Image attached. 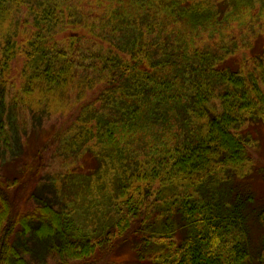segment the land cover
Masks as SVG:
<instances>
[{"label":"trees","instance_id":"16d2710c","mask_svg":"<svg viewBox=\"0 0 264 264\" xmlns=\"http://www.w3.org/2000/svg\"><path fill=\"white\" fill-rule=\"evenodd\" d=\"M257 5L263 15L264 0H0V140L26 113L68 114L74 93L80 113L61 141L72 137L66 153L89 164L59 177L58 206L43 197L30 213L14 205L20 182L0 173V264H33L20 242L29 234L37 253L81 262L132 233L152 264H252L254 192L234 182L251 164L240 131L264 128L263 58L230 66L228 44L192 43L253 21ZM24 11L33 27L20 37ZM170 117L171 142L155 140L144 161L128 154L127 137L156 138Z\"/></svg>","mask_w":264,"mask_h":264},{"label":"rangeland","instance_id":"374dc122","mask_svg":"<svg viewBox=\"0 0 264 264\" xmlns=\"http://www.w3.org/2000/svg\"><path fill=\"white\" fill-rule=\"evenodd\" d=\"M260 12L261 6L257 5L253 11L255 15L253 21L246 19L244 25L235 22L224 37L218 34H200L192 44L201 48L208 46L215 48L221 43L228 44L233 50L228 56L230 66L233 64L237 67L253 69L254 62L243 61V59L245 57L250 59L254 56L262 57L263 59L258 60V64H262V62L264 64V11H262L263 15H259ZM28 16L26 11L19 14L20 24L17 29L20 37L26 35L28 27H33ZM174 35L173 33L171 39H174ZM192 37L189 36L188 40L191 41ZM4 40V38H0V52ZM22 65L23 59L18 57L11 66V72L8 75L6 104L12 98H14V102L16 101L15 93L20 88ZM18 106L19 103H17ZM70 106L68 114L46 115L39 121H37L38 116L33 119L26 113L19 124L9 125L10 133L7 129L4 131L3 136L7 137L8 145H6L5 139L0 140V173L9 185L13 181L20 182L16 188L11 187L10 190L11 192L18 191L17 194H14L13 201L20 212H33L43 197L55 202L58 206L62 196L56 187L59 177L70 169H79L84 172V167L86 169L89 167L85 161L86 154H84V158L80 152L66 153V147L72 137L66 136V143L62 142V138H65L64 132L72 125L81 109V104L77 102L74 93L71 94ZM170 120L172 125L165 127L160 125L161 128L156 138L142 135L127 137L128 141L125 146L128 154L135 151L136 161H144L155 140L156 144L165 141V139L170 140L163 143L171 142V138L173 139L176 134V123L171 117ZM240 132L244 133L240 137L245 140V136H248V141L251 143L249 148L251 164L246 176L236 179L234 183L238 187L250 188L254 192L250 205H254V210L258 214L252 217L256 222L252 227L251 240L254 246V255L257 251L259 254L257 258L253 259L254 261L252 260V264H264V216L263 214L259 216V211L264 208V128H256L250 121ZM180 136L181 134L178 133V137ZM152 156L160 159L158 154ZM24 179L27 181L24 182ZM21 183H23V188L19 189ZM30 236L31 234L26 237L22 236L20 242L28 246L26 249L30 250V255H25V257L33 264H152L150 260L139 257L138 249H141V238L134 233L113 240L111 247L104 245L95 255L81 262L62 260L54 255H48L46 252L37 253V248L30 244ZM258 247H261V250H258Z\"/></svg>","mask_w":264,"mask_h":264}]
</instances>
